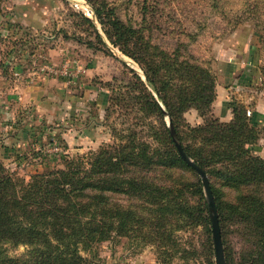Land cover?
Listing matches in <instances>:
<instances>
[{"label":"trees","instance_id":"obj_1","mask_svg":"<svg viewBox=\"0 0 264 264\" xmlns=\"http://www.w3.org/2000/svg\"><path fill=\"white\" fill-rule=\"evenodd\" d=\"M106 8L101 3L91 12L106 39L92 19L71 12L95 33V39L74 40L104 52L109 42L138 65L146 82L131 71L133 81L111 97V107L127 118L140 114L138 124L127 121L114 133L117 142L88 155L64 157L61 169L35 174L27 182L0 164V264H94L98 246L121 238L156 245L159 258L164 256L161 263L169 264L177 253L170 250L176 234L196 229L202 233L201 246L212 254L203 185L181 158L166 118L186 156L217 181L216 188L209 184L224 264H264V159L255 155L259 132L247 110L233 107L230 121H210L216 79L208 62L196 59L185 45L165 52L143 30L112 19V14L104 17ZM190 109L206 123L186 124L183 114ZM176 171L197 179L185 180ZM224 190L232 193L231 201ZM233 228L242 240L239 262L224 249ZM21 246V257L8 255ZM188 249L182 253L197 252Z\"/></svg>","mask_w":264,"mask_h":264},{"label":"rangeland","instance_id":"obj_2","mask_svg":"<svg viewBox=\"0 0 264 264\" xmlns=\"http://www.w3.org/2000/svg\"><path fill=\"white\" fill-rule=\"evenodd\" d=\"M81 3L82 7L64 6L51 18L50 24L55 25H50L45 32L22 31L14 36L0 23L2 72H11L17 82L42 88L38 110L28 103L19 110L13 107L10 114L0 110V164L7 172L27 182L35 174L61 169L64 157L88 155L117 142L114 133L125 128L127 121L138 124L140 114L134 120L132 115L127 118L118 107H111L112 93L118 95L120 87L133 81L131 71L146 82L138 65L109 42L106 43L109 52H104L89 49L74 40L95 39L94 31L80 17L71 15L76 12L92 19L106 39L91 13L92 9H99L101 3L107 7L103 10L104 17L112 14V19L143 30L145 37L165 52L172 54L185 45L196 59L207 61L216 79L215 93L218 84L221 89L227 81L216 76L219 68L216 59L232 61L245 49L246 55L241 61L246 62L233 66V74L239 76L236 80L232 77V81L237 84H230L237 87L239 102L232 99L230 106L247 110L251 125L259 132L255 145L259 150L255 155L264 159V144L259 146L260 141H264V115L256 112V107L264 111V0L258 3L255 0H85ZM46 39L65 41L51 45L52 40ZM49 48L55 51L50 54ZM180 51L183 55V50ZM9 58L13 62L10 65V60H4ZM20 69L23 74L17 71L19 76H14V71ZM50 80L53 82L47 84ZM216 97L217 93L207 116L210 121L218 118ZM166 121L168 123L169 119ZM183 121L192 127L206 123L195 109L184 113ZM136 130L141 133L139 127ZM143 134L146 136V132ZM176 172L185 180L197 179L191 173ZM208 180L215 188L218 186L212 176ZM224 192L227 201H231L232 193ZM204 199L207 205L205 194ZM211 239L213 251L207 255V248L201 246L204 240L200 229L178 232L177 243L170 249L177 253L168 259L169 264H208L209 261L217 264L213 231ZM225 243V251L234 252V259L239 262L242 240L235 228L229 229ZM187 248L195 249L196 254L193 250L190 254L182 253ZM158 251L156 245L121 238L98 246L94 264H162L164 256L159 258ZM24 253L22 246L8 250L12 258Z\"/></svg>","mask_w":264,"mask_h":264},{"label":"crops","instance_id":"obj_3","mask_svg":"<svg viewBox=\"0 0 264 264\" xmlns=\"http://www.w3.org/2000/svg\"><path fill=\"white\" fill-rule=\"evenodd\" d=\"M82 2L85 0H0V23L3 24L6 31L12 32V35L16 36L18 32L29 31L31 33L45 32L50 25L54 26V22L50 24L51 18H54L59 11H62L64 6L68 7H82ZM16 40V39H14ZM52 40V43H62L65 39H46ZM50 54L54 52V48H49ZM246 55L245 49L238 54L237 59L232 61L225 59H216L218 62V73L223 78V82L226 81L225 86L220 89L219 84L217 86V97L214 105L216 106V117L223 122H228L232 118L230 100L234 99L238 101L239 95H237V87L232 86L234 83L232 77L235 80L238 78V74H233L236 65H243L246 61L242 59ZM51 56V55H50ZM240 59V60H239ZM9 61V59H4ZM13 63L11 60L8 62L10 65ZM235 64V65H234ZM232 70V74H231ZM21 69L15 70L14 72ZM236 73V72H235ZM238 73V72H237ZM13 75L9 71L7 73L0 72V110H4L9 113L14 109L13 107L21 109L26 103L30 104L32 108L38 110L41 106L42 100V88L37 84L30 85L28 83H20L12 79ZM232 83H229V81ZM53 80L48 81L47 84H51ZM232 84V85H230ZM230 85V86H229ZM234 87V88H233ZM233 88V89H231ZM240 90H243L242 88ZM51 102V101H49ZM239 102V101H238ZM250 111V110H249ZM256 112L261 116L264 115L262 107H256ZM4 116V114H3ZM258 119V118H257ZM264 141H260L259 146L262 147Z\"/></svg>","mask_w":264,"mask_h":264},{"label":"water","instance_id":"obj_4","mask_svg":"<svg viewBox=\"0 0 264 264\" xmlns=\"http://www.w3.org/2000/svg\"><path fill=\"white\" fill-rule=\"evenodd\" d=\"M168 127L171 131L172 139L175 143V146L181 156V158L189 165L192 169L199 175L201 179V183L203 185L204 194L207 200V208L209 211V217L211 220V226L213 231V238H214V244H215V252H216V263L217 264H224L223 260V250H222V244L220 240V234H219V227H218V219H217V213L215 209L214 199L213 195L210 189V184L207 175L204 173L202 169H200L197 165L194 164L192 160H190L186 154L183 152L178 139L176 138V135L171 127L170 122L168 121Z\"/></svg>","mask_w":264,"mask_h":264},{"label":"built area","instance_id":"obj_5","mask_svg":"<svg viewBox=\"0 0 264 264\" xmlns=\"http://www.w3.org/2000/svg\"><path fill=\"white\" fill-rule=\"evenodd\" d=\"M0 70H1V69H0ZM48 70H49V68H48ZM14 76L18 77V76H19V73H18V72H14ZM248 114H249V112H248ZM52 151L55 152L56 149H54V150H52Z\"/></svg>","mask_w":264,"mask_h":264},{"label":"bare ground","instance_id":"obj_6","mask_svg":"<svg viewBox=\"0 0 264 264\" xmlns=\"http://www.w3.org/2000/svg\"><path fill=\"white\" fill-rule=\"evenodd\" d=\"M78 1V0H77Z\"/></svg>","mask_w":264,"mask_h":264}]
</instances>
